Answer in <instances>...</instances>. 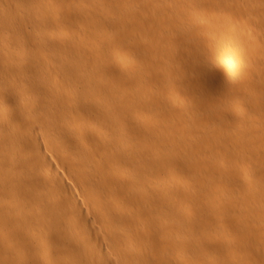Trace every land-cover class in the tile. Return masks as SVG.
<instances>
[{
    "label": "bare ground",
    "instance_id": "obj_1",
    "mask_svg": "<svg viewBox=\"0 0 264 264\" xmlns=\"http://www.w3.org/2000/svg\"><path fill=\"white\" fill-rule=\"evenodd\" d=\"M0 264H264V0H0Z\"/></svg>",
    "mask_w": 264,
    "mask_h": 264
}]
</instances>
